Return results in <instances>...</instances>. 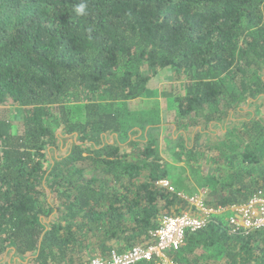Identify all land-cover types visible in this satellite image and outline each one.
Masks as SVG:
<instances>
[{"label": "trees", "instance_id": "1", "mask_svg": "<svg viewBox=\"0 0 264 264\" xmlns=\"http://www.w3.org/2000/svg\"><path fill=\"white\" fill-rule=\"evenodd\" d=\"M165 72L175 110L161 128L126 103ZM7 104L21 119L0 121V264L152 244L163 217L190 211L188 175L211 208L264 192V0H0ZM166 258L264 264V229L232 234L214 217Z\"/></svg>", "mask_w": 264, "mask_h": 264}, {"label": "built area", "instance_id": "2", "mask_svg": "<svg viewBox=\"0 0 264 264\" xmlns=\"http://www.w3.org/2000/svg\"><path fill=\"white\" fill-rule=\"evenodd\" d=\"M169 186L168 181L159 182ZM192 212L178 216L163 217L159 228L152 233L154 242L147 246H135L126 252L113 251L108 258L96 257L88 264H136L141 261H159L172 264L166 258L168 251L177 250L184 242L187 232L204 228L214 217H221L232 234H248L264 229V192L242 204L211 208L205 203L204 191L185 198Z\"/></svg>", "mask_w": 264, "mask_h": 264}, {"label": "rangeland", "instance_id": "3", "mask_svg": "<svg viewBox=\"0 0 264 264\" xmlns=\"http://www.w3.org/2000/svg\"><path fill=\"white\" fill-rule=\"evenodd\" d=\"M171 73L172 72H165L163 74L156 75L149 83V88L146 92H144L140 99L126 103V109L132 112L134 118H149L153 121V123L158 124L161 128L165 127L166 124H170L175 110L174 104L171 102L172 89L168 86L170 83L175 82V80L172 79ZM81 111L80 106H74L75 120L82 118ZM20 119L21 110L17 106L7 104L0 108V121H2L4 129L16 131L20 125ZM160 132L162 133V131ZM173 133L174 131H172L171 134ZM169 134L170 133H167L166 135L164 134V136H169ZM176 137L177 136H175L174 139ZM72 141L73 139L71 136H64V141L62 143L63 152L69 149ZM188 176L189 179H191L190 187H187L188 190H184L189 194L192 189H195L196 191L200 187L192 182L194 180V176L192 174Z\"/></svg>", "mask_w": 264, "mask_h": 264}, {"label": "clouds", "instance_id": "4", "mask_svg": "<svg viewBox=\"0 0 264 264\" xmlns=\"http://www.w3.org/2000/svg\"><path fill=\"white\" fill-rule=\"evenodd\" d=\"M86 7H87L86 3L81 2V3H79V4L75 7V12H76L78 15H84V14H85Z\"/></svg>", "mask_w": 264, "mask_h": 264}, {"label": "crops", "instance_id": "5", "mask_svg": "<svg viewBox=\"0 0 264 264\" xmlns=\"http://www.w3.org/2000/svg\"><path fill=\"white\" fill-rule=\"evenodd\" d=\"M162 181V180H161ZM165 181H167V180H165ZM160 182V181H159ZM159 182H158V184H159ZM168 187V186H167ZM201 190V188H199L198 190H196L193 194H196V193H198L199 191ZM187 197H189V196H184L183 198L185 199V198H187ZM186 200V199H185ZM188 203V202H187ZM190 207V206H189ZM189 212H192L191 211V209H190V211ZM163 219V218H162ZM162 221V220H161Z\"/></svg>", "mask_w": 264, "mask_h": 264}]
</instances>
